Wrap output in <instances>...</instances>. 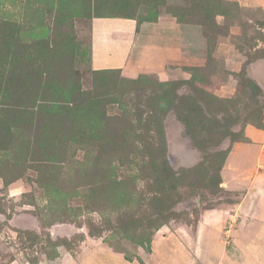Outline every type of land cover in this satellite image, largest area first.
I'll use <instances>...</instances> for the list:
<instances>
[{
  "label": "rangeland",
  "instance_id": "rangeland-1",
  "mask_svg": "<svg viewBox=\"0 0 264 264\" xmlns=\"http://www.w3.org/2000/svg\"><path fill=\"white\" fill-rule=\"evenodd\" d=\"M110 15L209 62L191 81L190 66L94 73L90 22ZM256 59L264 12L242 5L0 0V264H145L152 248L189 249L202 210L242 197L220 174L244 127L264 126V71L257 83L245 71Z\"/></svg>",
  "mask_w": 264,
  "mask_h": 264
},
{
  "label": "crops",
  "instance_id": "crops-1",
  "mask_svg": "<svg viewBox=\"0 0 264 264\" xmlns=\"http://www.w3.org/2000/svg\"><path fill=\"white\" fill-rule=\"evenodd\" d=\"M224 1L264 12V0ZM90 25L93 70H120L130 78L152 73L162 79L167 78L168 66L203 68L207 62L203 55H185L182 47L161 33L150 32V27L142 25L138 31L134 19L93 18ZM236 29L231 27L230 32L238 33ZM224 62L229 72L243 70V63L234 55L226 56ZM245 69L251 78L256 77L257 70L264 71V60L256 59ZM258 86L264 88V77ZM243 133L244 141L235 143L220 174L221 188L241 192L242 197L202 210L194 232L184 229L189 249L186 242L178 249L169 243L165 248H152L145 264H264V128L247 124ZM9 190L14 191V187ZM235 216L237 225L227 243L226 224ZM123 264L140 263L134 259Z\"/></svg>",
  "mask_w": 264,
  "mask_h": 264
},
{
  "label": "trees",
  "instance_id": "trees-1",
  "mask_svg": "<svg viewBox=\"0 0 264 264\" xmlns=\"http://www.w3.org/2000/svg\"><path fill=\"white\" fill-rule=\"evenodd\" d=\"M213 1H215L217 4H221V5H224V4H228V3H231V2H226V1H224V0H213ZM232 4V3H231ZM237 6L238 7V4L237 3H233V6ZM250 8V7H249ZM250 9H255V10H259V11H262V10H260V9H258V8H250ZM216 16H223L224 14H223V12H218L217 14H215ZM95 18H125V19H133V18H131V16L130 17H127V16H118V15H110V16H96ZM204 25H206V24H204ZM209 61H207V63H208ZM246 64H248V62L246 63ZM205 69V68H204ZM204 69L203 68H190V69H188V71L189 72H191V77H190V81L192 80V79H194L195 78V74L193 73V72H201V71H204ZM107 71H112L111 69H107V70H94V73H105V72H107ZM196 72V73H197ZM198 74V73H197ZM145 75H147V74H145ZM258 87V86H257ZM159 123V122H158ZM254 125V124H253ZM256 127H258V128H264V126H259V125H255ZM127 261H131L132 259H126ZM141 264H144L143 262H141Z\"/></svg>",
  "mask_w": 264,
  "mask_h": 264
},
{
  "label": "water",
  "instance_id": "water-1",
  "mask_svg": "<svg viewBox=\"0 0 264 264\" xmlns=\"http://www.w3.org/2000/svg\"><path fill=\"white\" fill-rule=\"evenodd\" d=\"M201 204V202H200V198L199 197H197L196 199H195V201L194 202H189L188 204H187V206H189V205H200Z\"/></svg>",
  "mask_w": 264,
  "mask_h": 264
}]
</instances>
